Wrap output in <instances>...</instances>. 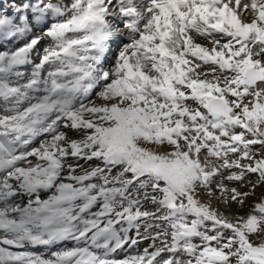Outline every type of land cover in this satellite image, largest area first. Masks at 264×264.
Instances as JSON below:
<instances>
[{
	"label": "snow or ice",
	"instance_id": "obj_1",
	"mask_svg": "<svg viewBox=\"0 0 264 264\" xmlns=\"http://www.w3.org/2000/svg\"><path fill=\"white\" fill-rule=\"evenodd\" d=\"M261 186L264 0L0 4V264H264Z\"/></svg>",
	"mask_w": 264,
	"mask_h": 264
},
{
	"label": "rangeland",
	"instance_id": "obj_2",
	"mask_svg": "<svg viewBox=\"0 0 264 264\" xmlns=\"http://www.w3.org/2000/svg\"><path fill=\"white\" fill-rule=\"evenodd\" d=\"M12 2H13V0H4L3 3L0 1V4L3 5V8H6V9H7V8H9V5H10ZM5 5H7V6H5ZM253 178H254V177H253ZM245 190H246V189H245ZM262 193H264V186H261V188H258V189L256 190V195H255V197H253V198H251L250 200H248V201H247V205H246L244 208H242V209H238V208H236L235 206H233L232 211H233V212L238 211L241 215L247 213V212L249 211L248 205H251L252 202H253V200L258 199V198L261 196ZM141 231H143V229H141ZM148 243H149L148 241H143V242H141L140 245H139V249H136V248H133V249H125V250H126V251L124 250V255H125V257H126V256H129V255H134V254H136L138 251H142L143 248H145V247L148 246Z\"/></svg>",
	"mask_w": 264,
	"mask_h": 264
},
{
	"label": "bare ground",
	"instance_id": "obj_3",
	"mask_svg": "<svg viewBox=\"0 0 264 264\" xmlns=\"http://www.w3.org/2000/svg\"><path fill=\"white\" fill-rule=\"evenodd\" d=\"M2 3L4 2V0H0ZM7 6V5H5ZM71 246V245H69ZM29 251H33V252H36V253H40V254H48V250L45 249L44 247H37V248H29L28 249ZM55 250V249H53ZM126 251V250H125ZM125 257L124 255V251H120L119 253L115 254L114 255V258L115 259H123Z\"/></svg>",
	"mask_w": 264,
	"mask_h": 264
}]
</instances>
